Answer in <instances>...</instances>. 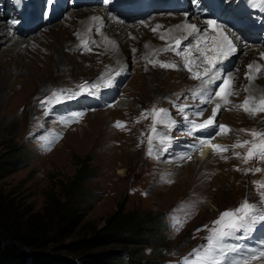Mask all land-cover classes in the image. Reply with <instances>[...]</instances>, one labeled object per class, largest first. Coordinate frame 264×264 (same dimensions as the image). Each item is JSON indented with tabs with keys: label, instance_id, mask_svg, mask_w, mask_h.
Listing matches in <instances>:
<instances>
[{
	"label": "rangeland",
	"instance_id": "obj_1",
	"mask_svg": "<svg viewBox=\"0 0 264 264\" xmlns=\"http://www.w3.org/2000/svg\"><path fill=\"white\" fill-rule=\"evenodd\" d=\"M77 11H71L64 19L78 23V18L70 16ZM62 21L54 25L71 27L69 22ZM188 21L193 25L190 19ZM54 25L28 33V37H19L32 39L27 42L28 53L0 52V158L12 156L13 159L21 160L15 170L12 167L8 168L9 171L0 170L2 195L9 194L8 198L13 199L21 210L39 212L47 194H57L58 197L60 187L66 185L73 178L79 164L84 163L87 179L80 183L81 196L71 200L69 206L79 221L76 235L71 239L88 236L92 230L101 228L105 220L118 209V205L122 212L136 211L139 216L148 213L155 218L154 222L161 228L162 235V239L155 243L160 250V257L144 258L148 262L155 260V264H182L193 249L206 244L207 228L213 226L220 214L239 207L245 200L256 206L258 214L264 215V203H261L260 195L264 189L257 188V182L264 183V160L252 159L245 163L243 157L250 145L233 147L237 142L243 144L244 141H253L250 134L253 130L264 133L262 113L253 116L238 107L239 102L241 105L247 97L256 101L264 97V76L259 75L253 82L245 78L247 65L252 64L253 60L242 59L243 49L235 58L230 72L231 75L235 74L231 77L234 87L231 108L218 112L215 118L232 131V139L225 137L212 144L218 145L216 143L222 141L221 146L230 150L222 155V152L214 153L210 147L209 155L199 160V151L205 146L199 143L198 153L193 158L182 157L177 161L179 164L165 166L162 165L165 157L156 162L152 157L156 155L154 142L163 124L173 116L177 120L186 118L189 122L200 124L211 117L213 110L199 104L189 107L193 101L187 89L194 78L182 69L183 59L159 53L164 41L156 37L158 31L153 32L155 27L151 26L154 24L149 27L142 25L143 28L136 26V29L135 26L130 29L128 24L123 25V30H127L124 31L126 47L119 49V46H114L121 56L116 55L112 49L101 48L99 40L97 50L86 52L77 49V53L73 47L77 43V26L65 34L58 27L53 28ZM82 29L90 31L92 26L86 25ZM141 29L155 34L152 40L154 43L151 44L154 49L150 55H154V52L160 54L158 60L143 57L142 50L146 42L140 39ZM179 29H172V33L185 34L182 28ZM55 33L69 36L73 41L61 46L60 53L65 56V62L58 65L54 61L45 68L43 58L51 54L54 59L56 53L41 46L46 43L49 47H55L56 42L50 38ZM100 34L106 40L112 38L109 28H100ZM0 35V42L4 45L3 36ZM152 61H157L155 66ZM18 63L21 66L18 67ZM114 63L129 67L118 91L109 89L106 79L85 82L88 78L103 74ZM160 63L173 64L176 68H162ZM121 70H118L119 76ZM226 74L219 78H227ZM209 76L198 79L192 88ZM85 84L88 89L81 93L80 86ZM97 84L98 88L91 87ZM258 89L261 91L258 92ZM54 91L58 94L59 102L53 98L51 103L41 105V101L51 97ZM100 94L109 96L111 103L121 95L119 106L107 107L101 101ZM83 98L92 102V108L88 110L81 107ZM155 108L164 110V123H157L153 133L151 112ZM147 109L150 111L147 112ZM76 113L82 114L78 120L74 119ZM190 114L195 117H190ZM117 121L124 125L118 132V128L114 127ZM149 136H153L152 156L145 151V146L149 148ZM236 153H239V158ZM256 168L261 171L245 172L246 169ZM174 219L184 221L178 232L173 227ZM260 228L261 222H257L250 232L237 233V236L248 235L246 240L226 241L240 249L238 253H229L228 258L239 259L247 254V249L264 245V241L254 238V233ZM164 245L166 248L162 249ZM151 248L143 249L144 256L152 251ZM251 264H264V257L253 260Z\"/></svg>",
	"mask_w": 264,
	"mask_h": 264
},
{
	"label": "trees",
	"instance_id": "obj_2",
	"mask_svg": "<svg viewBox=\"0 0 264 264\" xmlns=\"http://www.w3.org/2000/svg\"><path fill=\"white\" fill-rule=\"evenodd\" d=\"M20 161L0 158V170H15ZM84 165L80 163L73 178L60 187L58 197L47 194L39 212L21 210L9 194L0 193V264H155L144 258L160 257L155 243L162 235L148 213L122 212L118 205L101 228L71 239L79 221L69 206L81 196L80 183L87 179ZM148 247L152 251L144 256Z\"/></svg>",
	"mask_w": 264,
	"mask_h": 264
},
{
	"label": "bare ground",
	"instance_id": "obj_3",
	"mask_svg": "<svg viewBox=\"0 0 264 264\" xmlns=\"http://www.w3.org/2000/svg\"><path fill=\"white\" fill-rule=\"evenodd\" d=\"M57 1L58 0H55L54 4L52 7H48L47 8V11H42L40 10V13L42 14V16H46V26H51V25H54V23L56 22H60L61 20H63L62 22H69V25L71 27H62L61 25L58 26V24L54 25L53 28L55 27H58L57 29L59 31H63L66 33H68L72 28L73 26L75 27V25L77 26V31H76V34H79V38L78 36H76L75 39H77V43L74 44V51H77L80 50V49H84L83 47V42L87 41L88 42V47L90 48V51L92 49H96L98 48V45L99 44V41L101 42V48H104L105 50L106 49H112V51L118 55V51L114 48V46H119L118 48L119 49H123L124 47H126L125 45V42H124V37L126 36L125 35V30L123 25H119L115 22H112L110 21L108 18L106 19L104 16H106V14L104 15L105 11L109 9L108 5L106 4H103L101 2V0H94L92 3H89V2H82L80 3L79 5L75 6L74 8L72 9H67V6L64 8V10H61L60 13L58 12V7H57ZM236 7L237 4H235V2L232 3V7ZM194 7H197V8H200L201 10L203 11H206V14L204 16L202 15H198L196 16L195 18V26L198 28V29H201L202 31L199 33V34H193L191 35L190 37H188L187 39H185L186 37V32L184 34V38H183V34H180L179 32L178 33H172V31L169 33V30H172V29H176L177 26H183V25H186V24H189V21L188 19H190V16H187L186 19H184V16L182 13H180L179 11H176L173 15H166V14H163L159 11L155 12L154 13V16L147 19L145 22H144V27H149L150 24H154L152 25L151 27H156L157 25H160L162 27H160L159 29H157V33H156V37H159L161 36V34H165V33H169L171 35V37H180V38H183L181 39L183 41L182 43V49L184 48H190L191 49V53H190V58L195 60V63H196V66L193 67L192 69V72H190L187 68L185 67H182V69H184L185 71H188L189 74H191L193 76V72H200V73H203L204 70L208 67L207 64L203 63L202 61V58L200 57V54L198 51H196V48H195V45H196V39H197V35H200V36H207L209 38H214L215 36H213V34H216L217 35V32H214L212 31L211 29H209V27L207 26L206 23H204L205 21H207L208 18H213L215 20H219L220 19V15H221V12H222V1H220L219 4H217L215 7H211V8H207L206 6H204L203 4L199 3L198 0H195L194 2H189L188 3V9L190 10V12L192 11V9ZM230 8V9H231ZM230 9H228L226 11V14L229 13ZM73 10H78L77 12L73 13V15L71 14L70 16H75L76 18H78V23H75L74 21H69V20H65L64 18H66L65 16H67L68 13H70L71 11ZM79 10H85V11H79ZM103 10V11H102ZM99 11H102V12H99ZM96 12H99L98 15H96ZM59 13V14H58ZM213 13V14H212ZM58 14V16H57ZM191 15H194L192 14L191 12ZM34 16V15H33ZM158 16V17H156ZM232 16V15H230ZM156 17V18H155ZM247 15H244L243 18H246ZM93 18H98V19H93ZM100 20H103L101 21L100 23ZM191 20V19H190ZM204 21V22H202ZM132 22V21H131ZM130 22V24H131ZM196 22H201L200 23H197ZM203 24V25H202ZM86 25H91L92 26V29L90 31H87L86 30H83L82 28ZM96 26L99 27V32H97V28H95ZM134 27V29H136V26H141L139 24H131L128 26V28L130 29H133L131 27ZM142 26V28H143ZM100 28H106V29H110L111 33H112V38L111 40L109 41L108 39L106 40L102 34H100ZM39 28L37 26H35L34 28H31V29H27V30H21V29H16V32L15 35L17 36V40H16V37H14V39H12L13 37L10 36L9 34V30H7V27H6V24L5 22L2 23L0 22V34H2L3 36V44H1L0 42V52L1 54H7L9 52H20V53H28V46H27V42L31 41L32 39H19V37L21 38H24V37H28V33H34L36 30H38ZM126 29V28H125ZM179 29V28H178ZM180 30V29H179ZM7 31V32H6ZM108 31V30H107ZM125 31V32H124ZM142 33H141V37L140 39H144V43L145 45L143 46V50H142V53H144V56L143 57H147L148 60L150 59H155V60H158V57L160 56V54H155L154 52V55H150V52L154 49L152 48V45L154 43L153 38H154V35L153 34H150V33H147L144 29H141L140 30ZM225 31H228V29H225ZM152 32V31H151ZM183 33V32H182ZM18 34H21L22 36L18 35ZM96 34V35H95ZM130 35V34H129ZM135 35V34H134ZM1 36V35H0ZM94 36H95V39H94ZM31 37V36H30ZM50 38H52L53 41L56 42V46L53 47H49V45L47 46V44L45 43L44 45H42L41 47H45L46 49L47 48H50L51 50L50 51H54V53H56V58L52 59V55L49 54L47 56H45L43 58V67H48L50 65V63L52 62H56L58 63V65L61 63V62H65V56L63 54L60 53V49H61V46L66 44L67 42H69L71 40V38L69 36H64L62 34H53V36H50ZM109 38V37H108ZM38 39V38H37ZM2 40V39H1ZM2 40V41H3ZM99 40V41H98ZM73 41V40H71ZM135 41V40H133ZM164 41V46L162 47L163 49L159 52L161 54H166L168 55L170 58H175L176 56H180L182 59H183V62L185 60V57L182 56V55H177L174 51L172 50H168V51H163L164 49H166L168 46H170V42L168 39H165L163 40ZM135 44H137V42L135 41ZM40 45V44H39ZM23 46V47H22ZM66 46V45H65ZM116 46V47H117ZM257 46V47H256ZM53 47V48H52ZM201 47H203V45H201ZM260 47V48H258ZM264 46L263 45H255V46H248V47H245V48H242L244 50V55H243V60L245 61L246 59H249L251 58L253 61H252V64L255 63V64H259L260 62H262L264 59H262L261 57V54L264 53ZM263 48V49H262ZM136 49V48H135ZM242 49L240 50V52L242 51ZM257 49V50H256ZM101 51V50H100ZM121 51V50H120ZM136 51V50H135ZM83 52V51H82ZM87 52V51H86ZM99 52V51H98ZM122 52V51H121ZM132 52V51H131ZM78 53V51H77ZM96 53V52H95ZM71 54V53H70ZM174 56H173V55ZM120 55V54H119ZM134 54H132L133 56ZM255 56V58L253 59V57ZM121 56V55H120ZM119 56V57H120ZM22 57V56H21ZM237 57V56H236ZM236 57H233V55L229 56V58L231 59V61H227V60H223L222 63L218 64L217 67L214 69L217 70L218 69V66L220 65H223V64H227L226 66V70H224V73H222L221 75H219L220 77H223V75L225 73H227L225 76L226 77H232L234 76L235 74H232L231 75V69L233 67V64L235 63V58ZM116 58V56L114 57ZM133 59V58H132ZM176 59V58H175ZM19 60V59H17ZM109 60V59H108ZM1 63V62H0ZM16 63V61H15ZM251 63V62H250ZM205 65V66H204ZM1 66V65H0ZM21 66L20 63H18V67ZM54 66V65H53ZM262 67L264 66V62L263 64L261 65ZM42 68V67H41ZM104 68V67H103ZM109 68V67H108ZM106 68V69H108ZM32 69V68H31ZM38 69V68H37ZM112 69H116L117 71L121 70V74L123 72V70L127 71L129 69V67L126 65V66H122V63L121 64H118V63H114L113 64V67ZM48 71V70H47ZM103 71V70H102ZM248 71V70H247ZM246 71V72H247ZM40 72V71H39ZM71 72V71H70ZM230 73V74H229ZM104 74V73H103ZM98 75V74H97ZM96 75V76H97ZM261 76H264V74H260ZM101 79V78H100ZM212 75L209 76L208 80L209 83L208 84H204L203 83V80H201L197 85H195L193 88H192V85L195 84L197 82L198 79H193L192 80V83H191V86L190 88L187 89V91H189L191 94L192 93H195L198 97V100H199V97L203 96L205 94V92H208V94L206 96L208 100H212V102L214 103V106L213 107H207V108H212L214 109V107L217 105V104H221L222 107L221 109L218 111V112H222L223 109L226 108L227 110V107H230V104H232V101H231V96L228 97V103H224L223 101L220 100L219 97H216L214 95V93L218 90L219 88V85L222 83L223 79L222 78H218V79H213ZM233 78H231L232 80ZM264 79V78H263ZM104 80V79H102ZM173 80V79H172ZM212 80V81H210ZM109 81V80H106V82ZM255 81V80H254ZM233 82V80H232ZM253 82V80H252ZM99 83V82H98ZM247 83V82H246ZM256 84V83H255ZM264 84V83H263ZM98 85V84H97ZM100 85V84H99ZM216 85V86H215ZM261 85V84H260ZM215 86V87H214ZM234 87L231 86V91L233 93ZM119 89V88H117ZM211 89H214V91H212ZM250 90H254L253 88H250ZM261 91V89H260ZM259 89H258V92H260ZM257 92V93H258ZM263 92V91H262ZM252 93V92H251ZM253 94V93H252ZM255 94V93H254ZM250 95V94H249ZM121 96V95H120ZM120 96L119 98H117V102L118 103H115L113 106L117 107L119 106V101H120ZM253 96V95H252ZM256 96V94H255ZM192 98H190L193 102H191L189 104V107H192V106H195L196 104L195 103H198L199 105L202 104V97L200 98L199 101H196V98H195V95L192 94ZM256 97H260V96H256ZM202 100V101H201ZM162 102V101H161ZM240 105V102L239 104ZM112 106V107H113ZM159 107V106H158ZM157 107V108H158ZM204 107V106H203ZM110 108V107H109ZM155 108V109H157ZM231 108V107H230ZM235 109V108H234ZM150 109H147V112H149ZM209 112V111H208ZM261 115L264 116V113H262ZM174 117V116H173ZM172 117V118H173ZM190 117H195V115L193 114H190ZM252 117V116H251ZM80 126V125H79ZM168 128V129H167ZM180 129V130H178ZM122 129H117V132L118 131H121ZM168 135L170 136L171 138L173 137H177L179 135H182V134H186V137H187V132H186V127L185 126H181L179 127L178 125H175L172 130L165 126L163 127V129L160 131V133L158 135ZM224 137L222 136L221 139H223ZM227 138L228 139H232V136L231 134H228L227 135ZM220 139V140H221ZM193 140V139H191ZM218 140V139H217ZM168 144L170 143H175V146L176 147H184V148H187V146L184 145L185 142H172L171 140L167 141ZM156 144V155L155 157H153V160L154 162L156 161H160L161 158H164L166 156L165 153L163 152H158V148L160 146H163V145H166V143L163 141V143L160 142V139L157 138V140L154 142ZM218 145H222V141H219V143H216ZM228 150H230V148H227L225 147ZM189 155L188 157L190 158H193L195 155H197L198 153V148L196 147H189ZM210 149V146H207L205 145L203 147L202 150H200L199 152V160H202L204 158H206L208 155H209V152L208 150ZM145 151H146V154L148 152V148L145 146ZM166 152V151H165ZM226 151H223L222 152V155L225 154ZM148 155V154H147ZM188 157L186 159H188ZM151 159V158H149ZM162 161V160H161ZM194 161V160H193ZM198 161V158L196 159V162ZM180 162H178L177 164H179ZM163 165V164H162ZM165 166H170V165H165Z\"/></svg>",
	"mask_w": 264,
	"mask_h": 264
},
{
	"label": "snow or ice",
	"instance_id": "obj_4",
	"mask_svg": "<svg viewBox=\"0 0 264 264\" xmlns=\"http://www.w3.org/2000/svg\"><path fill=\"white\" fill-rule=\"evenodd\" d=\"M55 0H47L48 5H53ZM260 3L264 5V0H260ZM98 19V18H93ZM205 23L208 25L209 29L214 32H217V36L214 38H209L207 36L197 35L196 39V51L199 52L200 57L202 58L203 63L207 64L208 67L204 70L203 73L193 72L192 78L194 79H202L204 76L212 75L213 79H218V73L214 72L216 65L223 62L235 53L236 49L233 47L232 41L228 39L226 35L218 31V27L214 20H207ZM160 25H157L153 28V32L155 33L157 29H159ZM177 28H182L186 32V37H190L193 34H199L202 30L198 29L195 25L186 24L183 26H177ZM172 30H169V33ZM97 32H99V27L97 28ZM169 33L161 34V40H171L172 37ZM79 38V34H77ZM183 41L180 39L175 40V48H166L163 51L172 50L176 52L177 55H182L185 57L184 67L187 68L190 72L194 66H196L195 60L190 58L191 49L184 48L181 50V45ZM88 42H83V47L85 51H90V48L87 46ZM203 45V47H201ZM134 51V50H133ZM262 59H264V53L261 54ZM153 66L156 65L157 61H152ZM160 67L162 68H176V65L173 64H165L160 63ZM248 71L245 74V78L251 82L253 79L257 78L260 74H264V67L259 64H248ZM109 81L108 83H110ZM204 84H208V80H203ZM107 86V85H106ZM92 88H98V85H92ZM81 93H84L88 89V85L80 86ZM90 94V93H89ZM216 97H219L221 101L225 104L228 103V97L233 95L231 91V77H227L223 79L222 83L219 85L218 90L214 93ZM55 98L57 102H59V97L57 92H53L51 97H49L45 101H41V105H45L47 103H51L52 99ZM207 102V101H202ZM222 105L217 104L216 107L212 110V115L203 123L196 124L192 122L191 131L195 132L197 130H204L210 127H213L215 124V118L218 114V111L221 109ZM245 113L249 115L255 116L257 113H264V97H262L259 101H256L252 97H247L243 101L241 105H238ZM182 111V109H181ZM164 110L153 109L151 112L152 117V132L155 133L156 128L155 125L157 123H164L163 120ZM81 113L74 114V119L78 120L81 116ZM144 118H147L145 114H141ZM197 115H202V113H198ZM114 127L118 129H123L124 125L122 122L117 121ZM218 131L216 135L226 134L229 129L224 125L218 126ZM253 137V141H244L243 144L237 142L233 147H244L245 145H250L247 149L246 155L243 157L245 163L252 159L264 160V133H259L256 131H252L250 133ZM152 142L153 136H149L148 138V152L149 156L152 155ZM160 142L163 143V138H160ZM200 145L210 146L213 149L214 153H219L223 151H227V149L221 145H213L211 144L210 139H201ZM236 156L239 158V153H236ZM190 159V157H188ZM239 171V169H236ZM248 171L260 172L261 169L256 168L253 170H245L246 174ZM258 190L264 189V183L257 182ZM261 195V203H264V191L260 193ZM257 222H264V215L258 214L256 206L254 204L249 203L247 200L243 201L239 207L233 210H226L220 214L219 218L213 222V226L211 228H207L208 235L205 238L206 244L202 245L200 248L193 249L192 253L189 254L188 257H185L182 261V264H251L253 260L264 257V245H261L260 248H250L247 249V254L241 256L239 259L228 258L229 253H238L240 249L232 244L226 243L228 240L232 239H243L244 236H237V233H248L252 230V226ZM184 221L174 219L173 227L178 232L180 228L183 226ZM206 227V226H205ZM204 229H197V231H201Z\"/></svg>",
	"mask_w": 264,
	"mask_h": 264
}]
</instances>
